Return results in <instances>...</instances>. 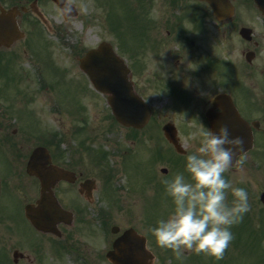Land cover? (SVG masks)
Segmentation results:
<instances>
[{"label": "flooded vegetation", "instance_id": "af4514ba", "mask_svg": "<svg viewBox=\"0 0 264 264\" xmlns=\"http://www.w3.org/2000/svg\"><path fill=\"white\" fill-rule=\"evenodd\" d=\"M129 1L137 44L133 48L121 45L118 50L130 62L135 90L152 93L153 99L145 98L153 111L149 125L175 126L184 148L180 157L190 154L192 145L200 146L202 131L216 133L226 125L231 138L240 137L242 151L225 173L237 175V188L248 194L245 220H259L264 214V13L255 0H232L233 14L221 21L206 1ZM33 3L0 0V13L17 9L19 24L26 28L30 18L37 17ZM49 5L57 7L52 0H37L42 12ZM5 52L0 49V63L9 60ZM164 59L175 62L174 67L165 65ZM32 76L36 75L12 80L21 87L19 94L27 103L22 120H11L9 110L0 104V264H112L107 253L130 228L145 236L147 248L153 251L152 196L155 190L166 189L160 175L166 168L155 171L154 167L160 163L175 166L174 155L163 154L161 149L154 155L149 143L152 136L144 137L146 128L121 127L129 132L126 141L139 150L123 149L120 131L115 149L120 168L111 172L91 160L94 168H89L86 153L78 158L79 153L74 156L63 143L59 147L57 133L46 120L54 111L34 105L41 85L34 88L37 82ZM42 77L37 74V80ZM7 82L0 75L2 101L11 95V90L2 88ZM80 111L88 114L89 104L84 100ZM37 148L40 153L33 170L30 161ZM119 170L128 179L125 186L114 181ZM44 195L65 211L60 216L51 211L42 220L56 225L54 232L38 230L27 217V208H37ZM138 201L147 212L145 229L125 218L117 234L112 233L114 225L112 234H107V220ZM258 225L264 229V223ZM259 238L264 240V235Z\"/></svg>", "mask_w": 264, "mask_h": 264}, {"label": "rangeland", "instance_id": "374dc122", "mask_svg": "<svg viewBox=\"0 0 264 264\" xmlns=\"http://www.w3.org/2000/svg\"><path fill=\"white\" fill-rule=\"evenodd\" d=\"M71 1L77 6L79 13L69 17L68 20L62 16L58 8L52 5L46 7L44 12H47L45 15L50 19V24L52 25L51 30H48V28L44 26H38L37 22L30 20L28 23H31L28 28L29 37L24 43L13 47V53L7 55V57H9L17 53L16 58L19 59L18 62L13 61L4 65L0 72L4 77L5 75L14 77L29 72L35 73L36 70H39L44 75L49 74L51 78L47 79V84H49L52 89L48 92L50 96L44 92L39 93L35 104L51 107L55 101L59 108L67 109L68 107V110L73 112L74 115L63 110V115L54 113L49 114L47 118L51 129L63 136L62 139L65 141L63 147L71 148L74 156L76 152H78V158L86 153V164H89V168H94L91 161H93L92 158L96 160L95 154H97L100 158H106V162L109 166L117 169L119 167V158L115 157L116 153H118L115 149L117 148L116 143L119 142L120 138L119 132L121 131V135L123 136V149L127 148L138 151L139 146L136 145L134 147L132 143L126 141L125 138H127L129 132L127 130L122 131L120 126L114 124V121L111 119L112 113L107 103V97L100 94L95 95L96 93L85 99L87 103L90 104V112L87 115L89 118L87 128L89 129L86 130L87 132L76 131L84 126V123L80 120L81 112L76 109V106L79 107L84 96L89 93L88 79L79 68L78 58L82 57L90 48L96 47L99 43L104 41L116 47L119 43L117 39L123 38L130 48L136 46L137 36L134 35L135 28L131 26L132 22L129 20L130 1ZM134 42L136 44H134ZM28 44L34 49V57L40 63L38 66L33 64L31 52L23 54V49ZM121 44L125 45V42H121ZM163 62L167 66H170V63L173 64L171 68H173L175 64V62L169 61V59H164ZM2 88L7 91L11 90L10 94H15L16 91L19 90V84L17 82L12 83L11 81V83L4 84ZM34 88H36V86ZM138 91L146 99H153L151 92L143 93L140 90ZM12 99V103H14L16 107L15 111L17 108L20 109L22 106L25 107V104H27L23 99L21 100L20 97H12ZM4 102L5 101H0V104L5 105L6 108L12 105L11 101L8 103ZM170 113L171 112H169V114ZM10 119L13 120L11 117ZM154 127L155 126H149L144 130V137H146L145 135L148 137L152 136L149 143L153 149V154L160 153L159 149H161L163 154L170 156L168 150L169 146H167L168 144L165 142L166 140L164 138L165 141L163 142L162 140V132L153 131ZM97 128H99L98 134L96 133ZM101 129H103L102 133L100 131ZM105 129H107V131ZM160 130L161 128H159V131ZM77 132L80 134H77ZM153 133L156 135L154 136ZM198 147L199 146L192 145L189 150L190 154L194 153ZM86 148L90 150L89 153ZM142 151L144 150L141 149V152ZM186 157L187 156L180 157V155L175 157V161L178 162L175 166L160 163L154 167L155 171H160L162 168L168 169L166 175L160 174L159 172L162 183L164 180L173 179L177 174H183L186 180L191 182L190 176L186 171V165L184 164V162H186ZM117 175L114 181L125 186L128 179L125 176L124 170L117 171ZM224 178H226L233 187L237 188V183L239 182L237 175L225 176L224 173ZM162 190L163 189H160L158 191L159 193H155L156 196H153V203L151 204L152 211L149 212V217H151L152 220L150 229L156 227L160 219H167L175 208L172 198L167 195L166 191ZM233 200L234 197L229 189L226 203L231 206ZM142 205L144 206L141 201H138L135 204H130V206L129 203L123 206L121 210L117 211L115 219L109 221V230L113 225H125V218L131 223H136L138 228L145 229L144 224H146L147 212H143ZM135 216H137V219H134ZM251 219L253 220L252 224L254 223L257 230V225L264 223V214L259 215V220L253 218L249 220ZM245 226L246 225H243L241 221L231 226L230 231L233 234V240L226 250L223 259L220 260L204 254L197 255L190 251H185L181 257L177 258L171 249L169 251V249L159 247L155 237L151 233L153 238V249L156 254L155 264H254L255 261L249 259L250 256L248 257L247 253L252 252L251 255H254V252L256 254L258 253V251L256 252L257 247L254 249L256 241L254 242V237L248 240L247 230L244 229ZM253 231L255 230L253 229ZM106 233H109V231Z\"/></svg>", "mask_w": 264, "mask_h": 264}, {"label": "clouds", "instance_id": "9594fccd", "mask_svg": "<svg viewBox=\"0 0 264 264\" xmlns=\"http://www.w3.org/2000/svg\"><path fill=\"white\" fill-rule=\"evenodd\" d=\"M200 135V146L186 157L191 182L183 174L163 181L175 208L149 230L158 246L171 249L177 258L190 251L220 260L233 240L231 226L249 210L246 190L233 187L224 178L242 151L243 140L231 138L226 125L216 133L202 131ZM229 189L234 197L231 206L226 203Z\"/></svg>", "mask_w": 264, "mask_h": 264}, {"label": "water", "instance_id": "95a60500", "mask_svg": "<svg viewBox=\"0 0 264 264\" xmlns=\"http://www.w3.org/2000/svg\"><path fill=\"white\" fill-rule=\"evenodd\" d=\"M220 17L223 3L227 0H208ZM264 9V0H258ZM14 19L10 16H0V45H10L14 40L20 39ZM82 69L90 75L95 87L109 95V104L113 113L125 126L142 127L150 116V110L143 100L134 92L129 81V69L124 62L114 53L111 46L102 44L99 49L92 50L81 61ZM174 130L168 128L167 137L176 144L173 137ZM175 136V135H174ZM235 159V157H234ZM233 159V161H234ZM44 206L41 204L40 206ZM37 227L38 217L30 214ZM145 249V240L139 237L133 230L127 231L124 236L114 244V251L109 253V258L115 264H140Z\"/></svg>", "mask_w": 264, "mask_h": 264}]
</instances>
